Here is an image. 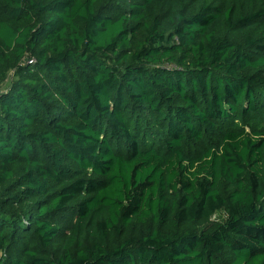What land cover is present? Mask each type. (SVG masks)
<instances>
[{"label":"trees","instance_id":"1","mask_svg":"<svg viewBox=\"0 0 264 264\" xmlns=\"http://www.w3.org/2000/svg\"><path fill=\"white\" fill-rule=\"evenodd\" d=\"M0 264H264V0H0Z\"/></svg>","mask_w":264,"mask_h":264},{"label":"rangeland","instance_id":"2","mask_svg":"<svg viewBox=\"0 0 264 264\" xmlns=\"http://www.w3.org/2000/svg\"><path fill=\"white\" fill-rule=\"evenodd\" d=\"M5 85H6V83L4 85H2V86H5Z\"/></svg>","mask_w":264,"mask_h":264}]
</instances>
